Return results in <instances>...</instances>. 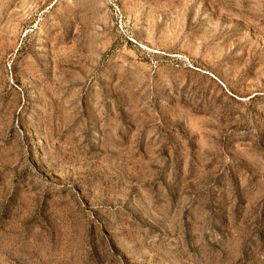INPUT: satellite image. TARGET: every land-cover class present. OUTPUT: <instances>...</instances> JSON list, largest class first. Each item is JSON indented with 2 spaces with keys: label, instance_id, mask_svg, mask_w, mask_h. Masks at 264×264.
<instances>
[{
  "label": "rangeland",
  "instance_id": "rangeland-1",
  "mask_svg": "<svg viewBox=\"0 0 264 264\" xmlns=\"http://www.w3.org/2000/svg\"><path fill=\"white\" fill-rule=\"evenodd\" d=\"M0 264H264V0H0Z\"/></svg>",
  "mask_w": 264,
  "mask_h": 264
}]
</instances>
